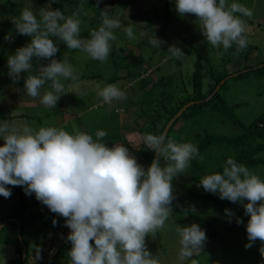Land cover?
I'll list each match as a JSON object with an SVG mask.
<instances>
[{
	"label": "clouds",
	"instance_id": "1",
	"mask_svg": "<svg viewBox=\"0 0 264 264\" xmlns=\"http://www.w3.org/2000/svg\"><path fill=\"white\" fill-rule=\"evenodd\" d=\"M53 3L57 0H48L37 13L25 7L12 21L18 34L31 38L7 58L8 75L13 81L21 73L30 72L33 57L55 56L59 49L50 39L52 36L67 49H78L96 61L108 60L112 42L116 40L114 30L122 28L120 20L102 13L98 29L92 30L89 38H82L80 11L66 17L60 9H52ZM174 3L181 17L188 13L198 17L207 43L214 48L222 47L218 55L233 44L237 54L248 46L247 26L241 16L250 17L252 11L237 0L230 4L227 0H174ZM123 31L129 39L137 38L131 24L123 27ZM148 42L156 49L166 43L152 34ZM167 54L176 59L184 56L175 45H168ZM69 79L77 77L68 59H51L38 75L26 76L24 90L40 104L54 108L65 93L63 81ZM46 82L50 85L42 94ZM97 96L106 104L127 98L117 84L99 88ZM107 135L103 129H98L94 138L77 129L73 132L53 126L34 129L27 124L17 127L0 120V141H3L0 196H11L6 185L22 186L25 195L34 194L50 212L63 217L64 227L70 230L65 237L71 244L67 253L69 264H160L159 258L148 250L145 238L165 226L175 199L171 182L185 172L193 159H202L199 149L192 142L166 140L164 133H145L143 143L156 154L145 169L124 144L107 147L102 142ZM161 158L166 161L164 165ZM198 187L222 200L242 203L249 217L245 225L246 248L257 240L264 242V179L228 157L222 173L203 176ZM224 212L231 222L234 213L230 209ZM235 222L240 224L242 220L236 217ZM57 223L53 219V226ZM176 231L180 245L178 260L198 264L193 257L199 256L204 248L206 231L195 223L177 226ZM34 251L35 260L41 259L42 249L34 246ZM259 251L264 257V244ZM0 264H6L2 255Z\"/></svg>",
	"mask_w": 264,
	"mask_h": 264
},
{
	"label": "rangeland",
	"instance_id": "2",
	"mask_svg": "<svg viewBox=\"0 0 264 264\" xmlns=\"http://www.w3.org/2000/svg\"><path fill=\"white\" fill-rule=\"evenodd\" d=\"M6 1L0 0V54L7 32H10L8 43L13 47L11 54H14L16 49L19 48V39L14 35L15 26L12 21L17 17L11 15ZM11 1L31 7L34 13H37L40 8L48 3L41 0ZM91 1L95 5L98 3L97 0ZM121 1L124 0H99L104 5V8L109 9L112 18L125 11L127 14H147L146 16L149 20L144 19L147 22L150 21V17L153 15L157 17L160 14L159 16H161L164 10L161 11V9L166 4V0H136L133 3L129 2V4H125V2L120 4ZM168 1V26L161 39L166 43H162L159 49L152 47L148 42V37L159 25L150 23L149 26L145 21L142 24L134 22L125 24V27L131 24L134 28L136 39H129L126 36L123 31L124 25H122L121 29L114 30L116 40L112 42V51L105 62L93 60L78 49H67V46L62 41L52 36L51 39L59 50L51 59L61 60L66 57L73 66L77 78L80 75L90 76L97 74L104 77H116L113 82L88 78L70 81L64 84L65 93L61 95L54 108H48L40 104L37 99L28 96L24 86L19 87L18 92L15 94L12 93L11 87L16 81L9 77L8 71L0 72V93H2L0 111L5 116V118L3 117L0 120L7 121L17 127L27 124L34 129L47 126L63 128L68 132H73L74 129H77L92 134L94 138L95 132L98 129H103L108 133L102 140L107 147L111 148L113 145L124 144L129 149V154L135 157L137 163H139L136 151L143 143V135L140 133L138 125H146L145 123L148 120L141 116L143 103L140 104V100L143 98L144 92L139 90L137 84H135L136 78L133 79L127 76L129 70L135 72L137 67V70H140L139 72L144 75V72L151 68L154 71L152 74L153 79L161 76H171L173 78L172 90H176L183 88L184 84H187V77L194 69L198 54L205 57L208 60V64H214V67L218 69L228 68L236 70L244 68L245 65H253L258 60H264V0H237V2L252 11V16H244V18L248 19L246 22V31L249 34L248 43L256 46V50L247 57L245 55L242 56L241 50L237 54V48L234 44L226 51L227 54L218 55L220 48H214L207 43L201 33L198 17L191 13L181 17L176 12L174 0ZM231 2L232 0H227V3L230 4ZM65 9L66 17L72 15L73 12L80 11L82 20L80 35L82 38H89L91 31L98 29L101 24V22H92L90 20L94 10L92 6H88L86 0L66 3ZM142 33L147 35H141ZM168 45L179 47L184 56L180 59L169 57L167 54ZM124 47L126 50H124ZM3 55H5L2 57L4 62L8 56H6V53ZM225 62L230 65L225 67ZM127 65L131 69L128 70ZM25 78V76L20 74L18 81L23 82ZM66 81H63V83H66ZM107 84H117L126 92L127 98L121 101H114L112 104L101 102L97 92L99 88ZM48 88L49 85H44L41 93L43 94V91ZM221 95L230 104H236L234 109L235 117L247 125L264 113V75L251 72L247 76L242 77V79L229 78L221 89ZM28 98L32 100L30 103L34 102L37 104H32L30 107L22 106L20 102L26 101ZM20 114L25 116H20ZM62 119L65 121L62 122ZM161 124L162 122L158 125L160 126ZM219 125L215 131L228 135L240 134L244 129L242 125L231 121ZM191 128L192 122L185 123L184 120H181L176 124L175 131L171 133L170 138L177 143L187 142V139H193L195 131L197 132L195 130L197 127L194 130ZM188 131H191V133L186 138L185 135ZM2 144L3 141H0V145ZM259 156L264 157V151ZM250 171L264 179V165L255 166ZM192 182L193 179L186 169L183 174L178 175L171 183L173 191L179 192ZM6 187L11 189V196L9 198L0 196V227L3 225L0 229V255L4 257L6 264H37L42 259L35 260L34 246L42 249L40 253L42 258L45 249L50 253L54 249V245L62 240L64 233L70 230L64 227L63 218L62 227L51 230L46 242L36 243L28 248V256L25 261L18 258L19 255L13 245L15 236L11 231L15 225L12 222L7 223L4 218L17 209L16 202L21 198L30 202L35 210H43L45 205L39 202L34 194L25 195L22 186L6 185ZM243 203H247V201L244 200ZM257 203L259 204L260 202L258 201ZM191 208L197 211L200 210L196 203H191ZM227 209H230L234 216L244 210L242 203ZM210 210L214 212L213 208H210ZM213 212H209L208 217L217 222L220 229H223L222 225L224 223H229L227 245L225 248L219 243L209 244L205 242L200 255L193 257L197 259L198 264H264V257L261 256L259 251L264 242L257 240L252 247H245V244L248 243L245 225L249 217L243 213L241 217L242 223L237 224L235 222L230 224L227 217ZM184 217L187 219L186 225L178 223L177 219L170 214L162 229L157 230L155 234L146 236L147 248L159 258L160 264H190L188 259L183 262L178 260L180 245L176 228L177 226H188L191 223V219L186 213H184ZM90 243L94 242L90 241ZM70 247L71 244L65 247V255L63 257L55 258L46 264H69L70 258L67 253Z\"/></svg>",
	"mask_w": 264,
	"mask_h": 264
},
{
	"label": "trees",
	"instance_id": "3",
	"mask_svg": "<svg viewBox=\"0 0 264 264\" xmlns=\"http://www.w3.org/2000/svg\"><path fill=\"white\" fill-rule=\"evenodd\" d=\"M41 1L48 2V0ZM77 1L79 2V0H57V3H53L51 7L52 9H60L65 15V4ZM86 1L88 2V6H92L94 10V13L91 15L92 19H90L92 22H102V13H107L111 17V12L109 9L104 8L102 2L95 5L91 0ZM134 1L136 0H124L121 1L120 4L124 2L125 4H129V2L133 3ZM168 2L169 1L166 0L165 7L161 9V11L164 9L161 16H159L160 14H158L157 17L153 15L148 22L144 20L148 19L146 16L147 14L142 13L136 15L131 13L127 14L123 11L115 18H118L124 27L126 26L125 24L129 22L142 24V22L145 21L149 26L150 23L154 25L158 24L159 27L155 29L152 34L161 40L168 26ZM7 4L11 15L14 17H19L21 11L26 7L21 4H16L11 0H7L6 5ZM236 15L239 16L241 14L237 13ZM241 18L246 24L248 19L244 18V16H241ZM9 35L10 32H7L5 37H9ZM14 35L19 39V47L30 42L31 38L29 36L20 35L16 31ZM245 35L248 38L249 34L247 31ZM9 45L8 39H5L0 54L1 73L8 71L7 60L3 62L2 57L5 56L3 55L4 53H6V56L11 55L13 47L12 45L9 47ZM124 50H126L125 47ZM255 50L256 46L248 43V46L241 50V53L242 56L245 55L247 57L254 53ZM222 51L223 49L220 48L219 53ZM223 53L227 54L226 52ZM50 60L51 58L44 59L33 57L32 69L28 73H21V75L25 77L27 75H38L41 71V67L47 65ZM207 61L205 57L198 54L197 60L194 63V69L187 77V84H184L183 88L176 90H172L173 78L171 76H161L153 79L152 74L154 71L151 68H148L143 75L139 72L140 70H137V67L134 72L133 70H129L131 68L127 65L129 70L127 76L133 79L136 78L135 84H137L139 90L144 92V96L140 100V104L143 103L141 116L147 118L148 122L145 123L146 125H138L142 135L145 133H163L168 122L171 121L186 104L192 103L174 120L173 124H171L166 133V140L170 138L171 133L175 131V126L178 122L181 120H184L185 123L192 122L191 129L194 130L197 127V129H195L197 132L195 131V137L193 136V139H187V142H192L197 145L202 159H193L190 162V166L187 168V172L192 177L193 182L179 192L173 191L175 199L171 204V215L177 219L178 223L186 225L187 219L184 217V213H186L191 219L190 225L193 223L198 224L206 231L207 243H219L226 248L229 223H224L222 225L223 229H220L217 222L210 219L208 214L209 212H213L210 210V208H213V213H219L221 216L227 217L224 210L234 207L239 202L233 203L226 199L222 200L217 194L204 191L202 187H198V184L199 180L207 174L216 172L222 173L224 163L228 157H232L238 163L244 164L249 170L253 167L255 168V166L264 165V157L259 156V154L264 151V113L246 125L235 117L234 109L236 104H230L221 95V89L225 86L229 78L236 77V79H242V77L247 76L251 72L264 75V60H258L253 65H245L244 68H238L236 70L227 68L229 72L226 68H215L214 64L210 65ZM226 65L230 64L225 62L224 66L226 67ZM85 78L93 80L104 79L108 82H113L116 77H104L97 74L90 76L80 75L77 79L82 80ZM70 81L73 80L69 79L64 84ZM45 85H50V82H46ZM22 86H24V81L20 82L16 80L11 87L12 93L15 94L18 92V88ZM218 86L219 88H217ZM189 88H191V90H189ZM1 96L2 93H0V98ZM3 117L4 115L2 111H0V119ZM229 121L242 125V127H244L243 132L237 135H228L215 131L218 129V126H220L219 124L228 123ZM160 122H162V124L159 126L158 124ZM191 131L186 133V138L189 137ZM136 155L139 157V164L146 169L153 161L155 153L147 149V146L142 143L136 151ZM165 163L166 161L161 158V164L164 165ZM191 203H196V205L200 207V210L193 211ZM16 205L17 209L8 214L4 219L7 220V223H14L15 226H13L11 230L15 236L13 245L16 253L19 255L18 258L25 261L28 256V248L36 243L46 242L50 236L51 230L62 227L63 217L50 212L47 206H45L43 210H35L33 205L23 198L16 202ZM243 213L244 210H241L234 217H231L230 224H234L235 218H241ZM53 219L58 221L56 226L52 224ZM227 219L229 222V217H227ZM68 232L64 233L62 240L54 245V249L50 253L45 249L41 258L42 261L36 263L46 264L55 258L63 257L65 255V247L70 244L65 239ZM23 247H25L24 257L22 255Z\"/></svg>",
	"mask_w": 264,
	"mask_h": 264
},
{
	"label": "water",
	"instance_id": "4",
	"mask_svg": "<svg viewBox=\"0 0 264 264\" xmlns=\"http://www.w3.org/2000/svg\"><path fill=\"white\" fill-rule=\"evenodd\" d=\"M217 88H219V86L217 87ZM190 104H192V103H189V104H186L177 114H176V116L171 120V121H169V123L167 124V126L165 127V130H164V134H166L167 133V131L169 130V128H170V126H171V124H172V122L177 118V117H179L180 115H181V113L190 105ZM156 158V154H155V156H154V159ZM3 226V225H2ZM2 226L0 227V229L2 228ZM22 242V241H21ZM23 243V242H22ZM24 254H25V247H23V251H22V255H23V257H24Z\"/></svg>",
	"mask_w": 264,
	"mask_h": 264
},
{
	"label": "crops",
	"instance_id": "5",
	"mask_svg": "<svg viewBox=\"0 0 264 264\" xmlns=\"http://www.w3.org/2000/svg\"><path fill=\"white\" fill-rule=\"evenodd\" d=\"M35 99V98H34ZM26 100V99H25ZM32 100H29V98H28V100H26V101H22V102H20L21 103V105L22 106H32V104H37V103H34V102H32V103H30ZM36 101V100H35ZM19 103V104H20ZM61 109H63L62 107H61ZM20 116H25V115H23V114H20ZM28 117V116H27ZM4 118H5V116H4ZM62 118H64V117H62ZM65 120L64 119H62V122H64Z\"/></svg>",
	"mask_w": 264,
	"mask_h": 264
}]
</instances>
